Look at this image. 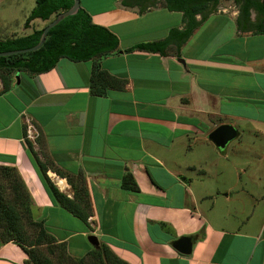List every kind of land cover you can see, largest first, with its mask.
I'll return each instance as SVG.
<instances>
[{
	"label": "crops",
	"instance_id": "obj_1",
	"mask_svg": "<svg viewBox=\"0 0 264 264\" xmlns=\"http://www.w3.org/2000/svg\"><path fill=\"white\" fill-rule=\"evenodd\" d=\"M159 1L93 0L105 6L83 7L94 25L117 37L121 50L100 62L102 70L124 81L104 96L90 93L91 61L61 58L48 72L14 74L5 93L0 80V167L17 171L34 221L65 243L72 257L105 244L128 264H264V194L254 191L256 173L240 182L244 168L260 169L262 158L240 161L233 151L230 157L206 158V151L216 148L207 137L218 126H232L236 139L246 125L264 126L260 117L234 110L264 107V47L245 52L249 63L238 49L217 48L203 56L189 44L202 23L219 14L203 21L195 16L199 26L184 38L183 13ZM32 8L24 12V22ZM161 14H178V24L155 21ZM38 21L27 29L20 23L17 35L38 29ZM246 33L253 31L236 27L238 36ZM167 38L163 53L122 52ZM27 122L36 131L33 140L26 137ZM27 142L61 193L71 199L72 186H85L90 228L53 199ZM125 173L132 175L137 193L121 188ZM183 236L193 238L188 256L171 246ZM26 261L16 244L0 246V264Z\"/></svg>",
	"mask_w": 264,
	"mask_h": 264
},
{
	"label": "trees",
	"instance_id": "obj_2",
	"mask_svg": "<svg viewBox=\"0 0 264 264\" xmlns=\"http://www.w3.org/2000/svg\"><path fill=\"white\" fill-rule=\"evenodd\" d=\"M156 1V0H155ZM162 7L169 11H179L188 21L184 38L199 26L195 16L201 15L202 21L219 0H160ZM239 6V19L237 27L244 32L253 31V34L264 35V0H232ZM72 0H35L34 7L28 14L24 29H27L35 20L45 22L41 28L32 30L26 35H13L0 38V53L29 49L37 45L43 28L56 15L71 8ZM258 16V24L250 22V11ZM173 31H171L172 34ZM168 38L160 42L140 43L123 50V53L134 51L163 53L167 46ZM117 37L107 28L94 25L90 15L82 8L73 16H69L53 27L47 34L45 42L37 51L0 57V80L3 85L1 93L12 88V77L17 73H26L30 76L50 71L59 59L64 58L72 62L91 61L89 90L93 96H104L111 88H120L124 81L118 80L101 69L100 62L104 58L120 54ZM27 147L33 155L36 165L45 179L47 188L57 204L80 220L86 227L91 217V207L87 190L83 184L73 188V197L70 199L61 193L46 176V168L37 154L33 151L32 144L27 142ZM0 179L8 183L13 196H6L0 185V246L9 242L16 244L27 255L26 264H128L118 258L105 244H100L98 249L91 250L80 258L72 257L65 243H58L44 228L41 221H29L32 235L27 233L22 217L31 216L32 201L23 181L14 168L0 167ZM121 188L125 191L137 193L136 182L130 173L122 176ZM4 189V186H3ZM45 249L44 252L42 249ZM56 249L61 250L57 260ZM42 251V252H41ZM49 256H48V255Z\"/></svg>",
	"mask_w": 264,
	"mask_h": 264
},
{
	"label": "rangeland",
	"instance_id": "obj_3",
	"mask_svg": "<svg viewBox=\"0 0 264 264\" xmlns=\"http://www.w3.org/2000/svg\"><path fill=\"white\" fill-rule=\"evenodd\" d=\"M80 1V8L84 9H90V3L93 2V0H79ZM107 1L110 0H104ZM35 1L34 0H0V38H7L12 35H7L6 32L14 31L17 32L16 35L20 32V23H24L23 14L24 12H27L29 8H32L34 6ZM159 6H162L161 1L158 2ZM94 8H97L98 6H105L103 3H97V5L92 4ZM239 6L233 3L232 0H219L218 4L214 6V8L211 10L213 13H218V16H211L207 18V20L202 23L201 30L195 34L193 37V41L191 44V47L195 50L196 47H199L200 53L203 52V56H210L214 50L217 48L223 49L224 51L229 50H240L243 53L244 63H249L248 58L249 55H247L246 51H251L252 49L256 47H264V35H255L249 33H246L247 36H238L236 34V20L239 19ZM157 11V10H155ZM162 11V10H158ZM154 12V11H152ZM156 15V14H155ZM162 17H155V21L164 20L167 23L172 24H178L180 16L178 14H175L174 16H166L161 14ZM209 15V13H208ZM207 16V15H205ZM201 17V15H200ZM258 16L257 14L251 10L250 11V22L255 24H258ZM36 26L38 28H41L45 25V22H35ZM24 26V24H23ZM22 28V26H21ZM24 29V28H23ZM197 45V46H196ZM225 57V55L223 56ZM222 60H225L224 58ZM243 62V60H242ZM235 111L238 112V114L243 116H255V118H261L264 120V107L261 109H247L244 108L243 105H239L234 108ZM240 124V123H239ZM242 126V124H241ZM260 128V129H258ZM227 146L226 151H219L216 148H209V150L206 151V158L209 160L213 159H221L220 157L223 156V154H226L227 156H231V152L233 151V154H236V157L240 161L243 160H251L254 158H262V166L260 169L254 171V168H247L244 169L247 170L245 175H242L240 178L241 185L248 183V179L251 177H255L257 175L258 177L263 176L264 177V126L260 127H254L251 124L245 126V131L243 132V135L241 138L231 141ZM201 151H204L202 148H200ZM199 153H197L198 156ZM256 168V167H255ZM259 171V172H258ZM1 174V172H0ZM19 175V174H18ZM257 177V178H258ZM21 178V177H20ZM256 178V181L254 182L255 189L257 195L260 196L264 194V181L262 183L258 182ZM262 178V177H261ZM251 180V179H250ZM251 185V181L249 182ZM0 185L2 186V191L4 192V195L6 196H13V193L9 189L8 183L5 180L0 179ZM4 186V189H3ZM26 188V187H25ZM27 190V189H26ZM31 209V216L27 218V216L22 217V224L25 225V228L27 230V233L29 235H32L33 230L29 229V221H33L34 217L32 214V208ZM44 248L42 251L44 252ZM58 251H55V258L57 260L58 254H61V250L56 249ZM41 251V252H42ZM44 254H46L44 252ZM48 255V254H47ZM49 256V255H48Z\"/></svg>",
	"mask_w": 264,
	"mask_h": 264
},
{
	"label": "water",
	"instance_id": "obj_4",
	"mask_svg": "<svg viewBox=\"0 0 264 264\" xmlns=\"http://www.w3.org/2000/svg\"><path fill=\"white\" fill-rule=\"evenodd\" d=\"M73 4L71 8L65 12H62L54 18L51 22H49L42 30V33L40 35L39 41L37 45L34 47H31L29 49L19 50V51H12V52H2L0 53V57H8L13 56L17 54H26L31 53L34 51H37L40 49V47L45 42V39L47 37L48 32L55 27L57 24H59L62 20L69 16H73L77 13V11L80 9V1L79 0H72ZM238 137V133L235 131V129L230 125H220L217 128H215L212 132L208 135V140L218 149L219 151H223L226 145L236 139ZM92 245H97L95 237H90L88 240ZM193 245V238L183 236L171 244L172 248L179 254L188 256L191 254Z\"/></svg>",
	"mask_w": 264,
	"mask_h": 264
},
{
	"label": "built area",
	"instance_id": "obj_5",
	"mask_svg": "<svg viewBox=\"0 0 264 264\" xmlns=\"http://www.w3.org/2000/svg\"><path fill=\"white\" fill-rule=\"evenodd\" d=\"M35 136H36V131H35L34 127L31 125V123L27 122V125H26V137L29 140H33Z\"/></svg>",
	"mask_w": 264,
	"mask_h": 264
},
{
	"label": "flooded vegetation",
	"instance_id": "obj_6",
	"mask_svg": "<svg viewBox=\"0 0 264 264\" xmlns=\"http://www.w3.org/2000/svg\"><path fill=\"white\" fill-rule=\"evenodd\" d=\"M239 11V10H238ZM249 19H250V17H249Z\"/></svg>",
	"mask_w": 264,
	"mask_h": 264
}]
</instances>
